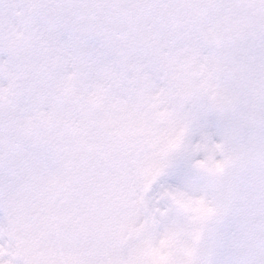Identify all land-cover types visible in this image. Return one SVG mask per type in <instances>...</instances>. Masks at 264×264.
<instances>
[{"label":"snow or ice","instance_id":"6c2138e0","mask_svg":"<svg viewBox=\"0 0 264 264\" xmlns=\"http://www.w3.org/2000/svg\"><path fill=\"white\" fill-rule=\"evenodd\" d=\"M0 31L43 52L72 33L87 57L0 123V264H114L140 231L159 169L152 88L194 21L190 0H6ZM54 11L59 15L52 19ZM43 59V57H42ZM14 87L9 81L4 94ZM221 167L217 165V168ZM199 216L212 211L199 202ZM165 241H161L163 246ZM161 260L165 256L154 250Z\"/></svg>","mask_w":264,"mask_h":264},{"label":"clouds","instance_id":"9594fccd","mask_svg":"<svg viewBox=\"0 0 264 264\" xmlns=\"http://www.w3.org/2000/svg\"><path fill=\"white\" fill-rule=\"evenodd\" d=\"M190 2L177 14L194 28L151 90L159 175L143 227L114 264H264V0ZM94 47L62 32L41 53L0 31V123L18 99L31 102L67 75L51 71L57 56L70 72ZM199 202L212 211L197 215Z\"/></svg>","mask_w":264,"mask_h":264},{"label":"rangeland","instance_id":"374dc122","mask_svg":"<svg viewBox=\"0 0 264 264\" xmlns=\"http://www.w3.org/2000/svg\"><path fill=\"white\" fill-rule=\"evenodd\" d=\"M3 214L2 213H0V216H2Z\"/></svg>","mask_w":264,"mask_h":264}]
</instances>
